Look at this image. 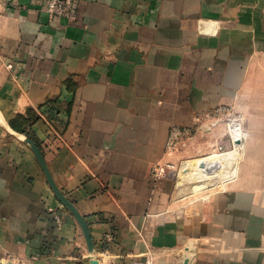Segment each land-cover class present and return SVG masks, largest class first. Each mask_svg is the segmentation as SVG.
<instances>
[{
  "label": "crops",
  "instance_id": "crops-1",
  "mask_svg": "<svg viewBox=\"0 0 264 264\" xmlns=\"http://www.w3.org/2000/svg\"><path fill=\"white\" fill-rule=\"evenodd\" d=\"M93 258L264 264V0H0V264Z\"/></svg>",
  "mask_w": 264,
  "mask_h": 264
},
{
  "label": "built area",
  "instance_id": "built-area-1",
  "mask_svg": "<svg viewBox=\"0 0 264 264\" xmlns=\"http://www.w3.org/2000/svg\"><path fill=\"white\" fill-rule=\"evenodd\" d=\"M75 2L76 0H45V9L51 16L68 18L72 15ZM235 125L237 126L236 122H234V124L231 123V128L233 130L236 129ZM185 131L186 130L184 128L180 127H173L170 130V134L166 142V148L168 151H171L176 148L181 134H184ZM216 149L224 151V144H218ZM170 165L171 164L169 162L158 165L153 171L154 177L156 179L161 177L165 172V168L170 167ZM52 214L56 223L62 222L63 214H60L58 212H54Z\"/></svg>",
  "mask_w": 264,
  "mask_h": 264
},
{
  "label": "water",
  "instance_id": "water-1",
  "mask_svg": "<svg viewBox=\"0 0 264 264\" xmlns=\"http://www.w3.org/2000/svg\"><path fill=\"white\" fill-rule=\"evenodd\" d=\"M34 151H35V154H36L38 160L41 163V166L43 168L44 174H45V176L47 178V181H48L49 185L51 186L55 196L62 203V205L76 217V219L78 220V222H79V224H80V226H81V228H82V230L84 232V235L86 237L88 248L90 250H92L93 249V244L91 242L90 234H89V231H88V228H87V225H86L84 219L79 214V212L77 211L75 206L72 204V202L65 196V194L58 188V186L53 181V179L51 177V174H50V172H49V170H48V168L46 166V163H45V161H44L39 149L37 147H34ZM203 166H204L203 162H199L198 165H197V168L199 169V168H202ZM185 169L186 170H190V167L187 166ZM92 264H95L94 258L92 259Z\"/></svg>",
  "mask_w": 264,
  "mask_h": 264
},
{
  "label": "rangeland",
  "instance_id": "rangeland-1",
  "mask_svg": "<svg viewBox=\"0 0 264 264\" xmlns=\"http://www.w3.org/2000/svg\"><path fill=\"white\" fill-rule=\"evenodd\" d=\"M232 123L234 124V120H232ZM235 128H239V125L236 126ZM236 133L235 130H233L231 132V134ZM240 141L234 139L233 143V147L236 148L237 147V143H239ZM230 148V147H229ZM218 152H224L223 150H217L212 152V154H216V156L214 157H219L222 161H218V163H216L214 166H218V171L214 172L213 174H209L206 177H204V180H207V182L213 186L219 185L222 181H224V179L226 177H229L231 175V173L235 171L234 168V162H232L231 160H225V154H218ZM238 158H234V160L236 161ZM196 167V166H194ZM198 175V174H197ZM191 180H194V178ZM196 180V179H195Z\"/></svg>",
  "mask_w": 264,
  "mask_h": 264
},
{
  "label": "trees",
  "instance_id": "trees-1",
  "mask_svg": "<svg viewBox=\"0 0 264 264\" xmlns=\"http://www.w3.org/2000/svg\"><path fill=\"white\" fill-rule=\"evenodd\" d=\"M55 113H57V108H50V115H55ZM33 119V117H29V118H20L18 120L15 121V123H13V126L16 128V129H19L21 131H24L26 133H28V135H30V137H32V139L39 145V143L35 140L34 136L26 130V127H27V124L28 122ZM22 126H24V128H22Z\"/></svg>",
  "mask_w": 264,
  "mask_h": 264
},
{
  "label": "bare ground",
  "instance_id": "bare-ground-1",
  "mask_svg": "<svg viewBox=\"0 0 264 264\" xmlns=\"http://www.w3.org/2000/svg\"><path fill=\"white\" fill-rule=\"evenodd\" d=\"M202 161V160H201ZM200 161V162H201ZM207 165L204 166V168H199V172H203V173H207L208 171H210L211 168H213L214 166H211L209 163H206Z\"/></svg>",
  "mask_w": 264,
  "mask_h": 264
}]
</instances>
